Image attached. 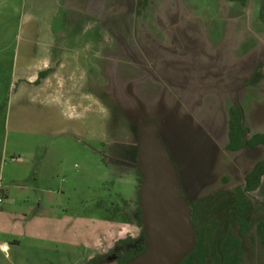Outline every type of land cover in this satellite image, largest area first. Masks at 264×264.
I'll use <instances>...</instances> for the list:
<instances>
[{
  "label": "rangeland",
  "instance_id": "obj_1",
  "mask_svg": "<svg viewBox=\"0 0 264 264\" xmlns=\"http://www.w3.org/2000/svg\"><path fill=\"white\" fill-rule=\"evenodd\" d=\"M108 2L102 22L76 17L73 8L68 18L65 9L63 24L86 50L107 38L113 47L96 59L98 69L87 61L71 70L74 116L47 103L45 91L10 85L1 60L8 54H0V246L10 248L0 250V264H84L105 254L125 226L122 212L139 205L137 137L152 119L198 226L220 223L236 188L264 159V145L226 149L235 104L248 137L264 134V0H119L118 22L105 19ZM257 65L261 78L251 83ZM217 193L224 195L210 206ZM249 201L255 231L264 181ZM129 229L139 234L135 223ZM242 250L244 264H264L257 234L254 252L245 240Z\"/></svg>",
  "mask_w": 264,
  "mask_h": 264
},
{
  "label": "crops",
  "instance_id": "obj_2",
  "mask_svg": "<svg viewBox=\"0 0 264 264\" xmlns=\"http://www.w3.org/2000/svg\"><path fill=\"white\" fill-rule=\"evenodd\" d=\"M77 1L0 0V54H8L6 59L1 60L9 71V84H18L19 88L26 85L36 91H45L47 103L53 108L60 107L62 114L67 117L76 115L74 112L79 108L70 97L71 82H74L71 70L76 67L80 69L87 61L90 64L88 69H98L96 59L101 60L106 53L112 54L113 48L110 44L112 39L107 38L103 42L105 45H99L94 52H89L77 41L78 34L63 24L65 9L70 18L72 8L75 9L73 14L76 17H91L98 22L104 20L103 0H84L82 5L80 0ZM118 1L109 0V10L105 13L107 22H118ZM53 4L59 7L54 9ZM43 21H47V24ZM106 58L113 61L110 56ZM26 70L32 71L36 77L19 81L18 75ZM43 71H46L44 78L38 82L37 76ZM31 81L36 83L31 84ZM0 250L7 254L10 248L3 251L0 246Z\"/></svg>",
  "mask_w": 264,
  "mask_h": 264
},
{
  "label": "trees",
  "instance_id": "obj_3",
  "mask_svg": "<svg viewBox=\"0 0 264 264\" xmlns=\"http://www.w3.org/2000/svg\"><path fill=\"white\" fill-rule=\"evenodd\" d=\"M246 4L248 0H234ZM46 71L40 73L45 75ZM261 78V65H257L253 71L250 81L256 83ZM229 130L228 143L226 148L231 151H237L244 147H255L264 145V134L255 133L246 137L249 133L244 125L243 108L235 104L229 109ZM136 167L137 154H136ZM244 185L237 187L232 204L225 207L219 224L211 223L206 226L196 225L197 211L192 209L191 223L195 230V244L192 250L184 256L178 264H208L212 256L211 264H244V252L242 250V241L247 242L248 249L254 252L255 235L257 234L264 244V214L257 220L255 231L251 230L248 218L253 212V205L249 201V194L258 190L264 181V160L257 162L253 168L246 174ZM140 187L143 179L140 174L137 177ZM224 193L215 194L209 205L221 198ZM127 204L126 200H123ZM264 210V202L261 203ZM192 208V207H191ZM119 209H115L116 214ZM121 218L124 227L120 228L117 238L109 244L103 255H92L84 264H125L130 259L138 256L146 249L145 232L142 228L140 219V207L136 206L133 214L122 212ZM135 223L140 227L139 234L134 236L129 229V225ZM237 231L234 233V228Z\"/></svg>",
  "mask_w": 264,
  "mask_h": 264
},
{
  "label": "water",
  "instance_id": "obj_4",
  "mask_svg": "<svg viewBox=\"0 0 264 264\" xmlns=\"http://www.w3.org/2000/svg\"><path fill=\"white\" fill-rule=\"evenodd\" d=\"M158 133L156 119L138 131L137 165L143 179L139 207L146 249L125 264H178L195 244L192 208Z\"/></svg>",
  "mask_w": 264,
  "mask_h": 264
},
{
  "label": "flooded vegetation",
  "instance_id": "obj_5",
  "mask_svg": "<svg viewBox=\"0 0 264 264\" xmlns=\"http://www.w3.org/2000/svg\"><path fill=\"white\" fill-rule=\"evenodd\" d=\"M252 135H253V134H252ZM252 135H251V136H252ZM246 137H248V135H247ZM257 146H258V145H257ZM255 147H256V146H255ZM244 148H254V147H244ZM226 149H227V148H226ZM241 149H243V148H241ZM227 150H228V149H227ZM239 150H240V149H239ZM229 151H231V150H229ZM237 151H238V150H237ZM263 160H264V159H263ZM260 161H261V160H260ZM258 162H259V161H258ZM254 165H255V164H254ZM252 168H253V167H252ZM252 168H251V169H252ZM249 171H250V170H249ZM249 171H248V172H249ZM248 172H247V173H248ZM245 176H246V175H245ZM244 179H245V177H244ZM244 181H245V180H244Z\"/></svg>",
  "mask_w": 264,
  "mask_h": 264
},
{
  "label": "built area",
  "instance_id": "obj_6",
  "mask_svg": "<svg viewBox=\"0 0 264 264\" xmlns=\"http://www.w3.org/2000/svg\"><path fill=\"white\" fill-rule=\"evenodd\" d=\"M2 249V248H1ZM3 250V249H2Z\"/></svg>",
  "mask_w": 264,
  "mask_h": 264
}]
</instances>
